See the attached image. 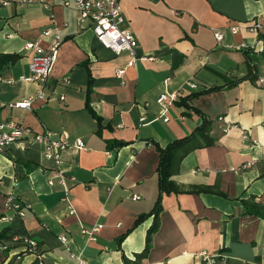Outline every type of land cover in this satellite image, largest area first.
Listing matches in <instances>:
<instances>
[{
    "label": "crops",
    "instance_id": "0c3cea01",
    "mask_svg": "<svg viewBox=\"0 0 264 264\" xmlns=\"http://www.w3.org/2000/svg\"><path fill=\"white\" fill-rule=\"evenodd\" d=\"M62 1L0 0V54L14 56L0 71V122L48 129L67 143L58 166L35 142L0 154V215L8 194L26 208L0 231L31 238L41 255L19 244L3 251V242L0 264H124L144 251L147 236L140 264H264V34L229 32L264 26V0H119L138 42L132 66ZM51 16L62 44L50 76L21 82L33 53L25 43H51L43 36ZM40 91L30 110L8 106ZM164 92L179 93L166 111L156 103ZM203 119L207 131L185 152ZM174 141H181L171 160L175 190L154 212L159 150ZM96 224L87 240L81 227Z\"/></svg>",
    "mask_w": 264,
    "mask_h": 264
},
{
    "label": "built area",
    "instance_id": "2783aa9c",
    "mask_svg": "<svg viewBox=\"0 0 264 264\" xmlns=\"http://www.w3.org/2000/svg\"><path fill=\"white\" fill-rule=\"evenodd\" d=\"M22 3H30L32 0H19ZM7 1H1L2 4H6ZM62 8L71 9L76 15L77 22L90 21L92 23V33L94 37L105 47L113 51L115 54L127 53L130 57V61L127 66H132L137 60L136 51L138 48V42L131 30L125 26V17L121 11L119 0H64L61 2ZM51 26L43 32L44 37H50L51 43L48 46H42L40 41H33L25 43V49L32 50V57L29 66V74L27 76H21L19 80L21 82L31 83L36 80L46 82L50 76L58 48L62 44V38L60 36V29L51 16ZM240 29H246L247 31L254 33H263L264 26L258 21H252L245 23L237 27L229 28V32L237 33ZM215 39L220 42L223 39L221 31H214ZM144 58V57H143ZM125 68L118 69L115 72V76L121 79ZM0 76V81H1ZM6 83H13L12 80H7ZM191 88H195L192 83H187ZM36 98H42L43 93L40 91L34 97H27L20 101L10 103L8 106L15 109L30 110L32 102ZM179 98L177 92H164L156 100V103L161 105L164 111L169 108L174 101ZM63 100L64 97L59 98ZM23 142H35L42 146L43 155L45 159L53 161L56 166L60 163L59 149L67 143L60 137H56L48 129H44L40 133H35L30 127L23 124L14 122H0V154H5L9 147L16 143ZM75 146L79 149L84 148L82 140H76ZM56 176L59 178L64 188V200L69 201L68 192L69 188L65 184V177L58 171ZM72 181H75L71 177ZM52 184V179L48 181ZM132 199H139L138 196L133 195ZM4 207L6 214L0 215V224L9 223L14 217L24 218L26 208L22 203L17 200L12 194H8L5 198ZM72 213V208L70 207ZM101 225L96 224L90 228L81 227V234L87 238V240H94L96 233L100 230ZM59 241L67 246V239L64 235L58 236ZM19 244L23 246L24 253H32L37 259L41 258L39 246L37 242L29 237H20L14 235L12 241L2 244L1 249L3 251H10L13 245ZM40 264H43L40 261Z\"/></svg>",
    "mask_w": 264,
    "mask_h": 264
},
{
    "label": "trees",
    "instance_id": "16d2710c",
    "mask_svg": "<svg viewBox=\"0 0 264 264\" xmlns=\"http://www.w3.org/2000/svg\"><path fill=\"white\" fill-rule=\"evenodd\" d=\"M14 59L13 55H8V54H0V71L3 70L9 62H11ZM236 82H229L228 86L235 84ZM207 125L208 121L203 119L201 126L198 128L196 132L192 134L189 138L185 139L187 140V146L185 147V152L189 149L190 141L193 139V137L197 138L196 136L201 134L203 135V132L207 131ZM204 137V136H202ZM191 138V139H190ZM178 142L181 141H174L171 143L169 146H167L164 149H160V160H159V165L157 168V176H158V198L155 202V211L158 212L159 210V205H160V199L163 193H169L173 190H175V186L170 180L173 169H172V159H175L179 154L174 152V145L178 144ZM185 152H182L185 153ZM178 154V155H177ZM172 160V161H171ZM156 219V218H155ZM156 227V220L153 223V227L151 228V231L155 229ZM7 230H1L0 231V243L3 242H10L12 241L14 235L12 234H7ZM148 240L149 236H147L146 240V247L144 251L140 254L137 255L135 261H129L127 259H124V264H140V259L144 256L146 251L148 250Z\"/></svg>",
    "mask_w": 264,
    "mask_h": 264
}]
</instances>
